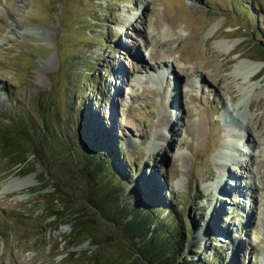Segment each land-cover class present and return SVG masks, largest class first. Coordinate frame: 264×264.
<instances>
[{
    "label": "rangeland",
    "instance_id": "1",
    "mask_svg": "<svg viewBox=\"0 0 264 264\" xmlns=\"http://www.w3.org/2000/svg\"><path fill=\"white\" fill-rule=\"evenodd\" d=\"M258 51L264 0H0V127L41 130L37 98L54 100L41 158L16 163L0 145V264H150L107 218L135 207L178 230L191 264H264V66L247 74ZM142 57L152 67L135 72ZM100 143L125 174L103 170L95 186L83 163ZM158 202L175 215L148 209ZM78 217L90 226L76 239Z\"/></svg>",
    "mask_w": 264,
    "mask_h": 264
},
{
    "label": "trees",
    "instance_id": "2",
    "mask_svg": "<svg viewBox=\"0 0 264 264\" xmlns=\"http://www.w3.org/2000/svg\"><path fill=\"white\" fill-rule=\"evenodd\" d=\"M258 55L264 58V52L258 51ZM81 72H83L82 76L85 81L89 80L92 76L91 73L86 70ZM66 74L68 78L75 79L79 72H77V70L70 69L66 71ZM92 85H94V83ZM52 100L53 97L50 92L40 93L37 98V110L44 118L43 127L39 131H37L32 124L27 123V120L18 119L17 117L2 118V121L7 124V127H0V145L3 157L11 159L16 163L28 165V152L32 149L34 150L35 155L41 158L40 151H42L46 146L44 143L45 138L43 133L47 130L46 126L48 128L50 127L49 124H45V121L51 116V112L53 110L52 107L54 106V100ZM82 111L83 110H81V112ZM83 114L82 116L85 117ZM82 122V127L85 129L83 131L84 134L90 133V126H87L85 120ZM106 145L104 144L101 146L100 143V147L96 150V153L100 154V157H95L93 155L94 153H89L84 158L83 171H85L88 176L90 185L96 184L97 176H99L103 170L106 171L107 169H111L119 177H123L125 174L123 168L118 164V161L115 160L118 158L116 151L112 149L107 151ZM41 181L44 183V178H42ZM110 191H112V197L114 199L115 194L117 193L114 189H112V187L110 188ZM152 197L153 195L149 192L146 194L143 193L140 202L142 203L144 198L151 200L153 199ZM91 202H93V204L99 209L98 211L100 214L105 215L102 207H100L101 203L99 201L91 199ZM147 207L152 212L155 208H162L164 210L169 209V214L173 216L175 215L174 207L172 209L170 205L163 202H158L157 206L153 203H147ZM153 207L155 208L153 209ZM120 210L122 211V209ZM125 212L126 214H131L132 218L129 219V217L125 216L122 221H119L115 215L111 217L107 215V218L110 220V223L120 225L122 229H124L131 236L140 237V239L144 242V245H142L143 249H140V258L145 257L150 264H191L190 261H186L185 259V254L182 251L184 249L183 242L177 238L179 236L177 229H166L164 228L165 225L161 224L153 225L154 215L151 216L149 213H139L138 207L126 210ZM78 213L80 215V212ZM50 214V216L54 217V219H57L58 216L61 215V211L53 210ZM78 220V228L74 233H72V236H75L76 239L79 238L82 233L86 232L90 226L79 217Z\"/></svg>",
    "mask_w": 264,
    "mask_h": 264
},
{
    "label": "bare ground",
    "instance_id": "3",
    "mask_svg": "<svg viewBox=\"0 0 264 264\" xmlns=\"http://www.w3.org/2000/svg\"><path fill=\"white\" fill-rule=\"evenodd\" d=\"M159 52H160V50L159 51H151L150 52V55H149V59L152 61H154L155 63H156V65L159 67V66H161V65H163V64H165V65H167L165 62H167V60H164V59H162L160 56H159ZM137 56H135L134 58H136ZM164 61V62H163ZM135 62V61H134ZM141 66H139L138 67V65H135V72H138V71H141V69L142 68H150V67H152V65L150 64V63H148V62H146V60H144V57H142L141 58ZM135 64H136V62H135ZM250 65H251V68L250 69H248V73L247 74H249L248 76H249V78H251L252 76H254L256 73H257V71H259L263 66H264V62H262V61H256V60H252V62L250 63ZM162 67V66H161ZM167 67H169V66H164L163 68H155L154 70L155 71H157V70H163L164 72H165V70H166V72H167V70H170V69H168ZM171 70H172V68H171ZM170 70V71H171ZM151 71V70H150ZM174 72V71H173ZM179 72L180 73H183V71L180 69L179 70ZM172 73V72H171ZM163 74H165V73H163ZM264 90H262L261 92H263ZM260 92V93H261ZM187 157V156H186ZM185 157V158H186Z\"/></svg>",
    "mask_w": 264,
    "mask_h": 264
}]
</instances>
